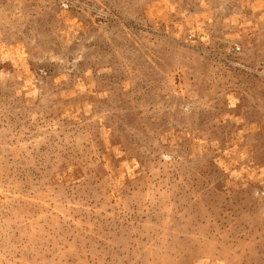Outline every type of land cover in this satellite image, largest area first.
Listing matches in <instances>:
<instances>
[{
	"label": "rangeland",
	"instance_id": "374dc122",
	"mask_svg": "<svg viewBox=\"0 0 264 264\" xmlns=\"http://www.w3.org/2000/svg\"><path fill=\"white\" fill-rule=\"evenodd\" d=\"M0 264H264V0H0Z\"/></svg>",
	"mask_w": 264,
	"mask_h": 264
}]
</instances>
